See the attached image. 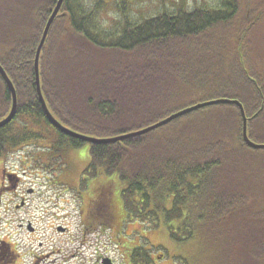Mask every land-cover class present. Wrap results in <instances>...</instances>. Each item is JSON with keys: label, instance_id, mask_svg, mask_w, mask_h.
Listing matches in <instances>:
<instances>
[{"label": "trees", "instance_id": "trees-1", "mask_svg": "<svg viewBox=\"0 0 264 264\" xmlns=\"http://www.w3.org/2000/svg\"><path fill=\"white\" fill-rule=\"evenodd\" d=\"M32 1L0 0V11L9 8V18L21 16L18 22L13 19L12 33L0 39V65L17 99L14 118L0 127V159L22 143L44 141V160H63L67 148L86 142L62 133L45 118L34 57L57 0L35 7L33 22L23 24L25 4L31 7ZM69 1H63L52 21L38 63L46 106L63 126L103 139L224 98L242 104L248 137L264 138V56L254 44L264 0H222L214 9H180L140 23L123 21L116 33L105 34L91 28L86 11L78 7L73 12ZM11 105L10 90L0 76V120ZM19 116L29 124L13 132L12 125L19 129ZM40 122L53 132L28 130ZM88 144L84 175H116L129 218L147 228L162 223L180 243L203 236L214 242L223 263L257 259L251 264H264V193L254 190L249 179L250 161L261 160L256 154L264 149L244 142L237 105L206 106L142 135ZM110 185L97 188L111 196ZM97 215L90 228L110 227L112 218L104 221Z\"/></svg>", "mask_w": 264, "mask_h": 264}, {"label": "rangeland", "instance_id": "rangeland-1", "mask_svg": "<svg viewBox=\"0 0 264 264\" xmlns=\"http://www.w3.org/2000/svg\"><path fill=\"white\" fill-rule=\"evenodd\" d=\"M46 1L47 0H34L31 2V7L25 4L23 12L24 15L28 14V17H26L27 20H25L23 24H31L34 20L31 18L34 8L42 5ZM222 4V0L69 1V7L73 12L74 9L79 7L81 10L86 11V14H90L91 28L99 30L102 34L116 33L117 28L121 26L123 21L140 23L145 19H150L161 13H175L180 9L189 11L197 7L214 9L222 6ZM8 10L9 8H4L0 11V39L6 34L9 35L12 33L16 28V25L12 24L13 19H17L16 22H18V19L21 17L12 16L9 18L7 16ZM260 18L261 20L256 24L257 27L254 31V44L255 49L264 56V12L261 14ZM76 20L79 19L77 18ZM25 124H29V121L19 116L15 119V126L19 127V129L14 128L12 125L11 130L13 132L17 130L21 131ZM33 129L53 132V130L43 122H40L37 126L28 125V130ZM252 141L258 144H264L263 137H253ZM34 143V141L22 143L16 146L12 152L8 153L6 158L3 160L0 159V178L3 167L6 171L12 169L17 170V173L22 178L24 189L30 187L35 190V194L28 197V205L19 210L13 209V204L7 207L8 199L12 197V194L6 193L3 196V203L1 205L2 210H0V237L3 233H6V229H9L12 240L18 244L20 248L21 256L17 259L16 264L30 263V253L32 250L29 242L31 241H35V243L41 242L46 248L57 249L60 251L59 256L61 258H67L73 254L74 258L72 261L74 263L82 262L83 260H91V254L95 252H101L102 254L106 253L112 258H117L118 251L126 249L124 246H137L138 241L139 246H137V248L139 249L145 246H147V248H161V252L164 254V256L161 254L163 256L161 259L155 256L158 251L152 249L154 264H168L166 262V252L161 247L162 244L167 246L171 253L176 252V254H174L176 256L174 257L175 264H226L218 259L217 250L213 247L214 242L206 240L203 236L198 237L195 242L185 241L174 247L168 236V228H166L164 224L161 223L155 228H147L138 220L128 218V214L124 209V204L121 199L120 190L122 184L119 182L118 178H113L116 175L110 177L99 175L91 178L86 175H84L85 177L82 176V172L87 168L90 162L88 143L75 149L69 148V156L66 152L63 160L56 159V161H52L56 162L53 169H50V167L42 163L36 164L30 168H25L27 164H30V161H44L39 158V155L43 154L42 147L45 145L44 141ZM256 155H258V158L261 160L253 158L250 161V169L252 171V175L249 176V179L252 180L250 186L257 192L264 193V151ZM65 162L69 163L67 175L63 174ZM2 163L5 165L3 166ZM65 169H67V165ZM82 177L85 180L84 182L81 181ZM54 178L58 183L69 180V190H66V187L62 185L52 184L53 181H51V179ZM109 182L111 183L109 190L111 191L112 199L117 203L111 200L115 203V206L119 208L118 210L121 216H119L117 222L105 228L115 229L114 231H101L100 234L96 232L92 233V229H100L99 227H89L92 225V221L98 216L96 205L93 206L92 204L96 194L94 188H96L98 184L103 185V183ZM4 203H6L5 206H3ZM25 229L38 230L34 235H29ZM64 229H67V232L65 234H59L58 231H65ZM138 230L143 231L141 234L142 237L137 236V238L134 239ZM117 233H121L120 237L116 236ZM129 234H131V236H128ZM106 235L113 236L112 242L109 244L104 243ZM125 240L128 242H125ZM130 241H133V243ZM147 253L149 254L150 251ZM168 257H171V255ZM255 260L257 259L250 260L248 264H251ZM255 264L263 263L258 261V263Z\"/></svg>", "mask_w": 264, "mask_h": 264}, {"label": "flooded vegetation", "instance_id": "flooded-vegetation-1", "mask_svg": "<svg viewBox=\"0 0 264 264\" xmlns=\"http://www.w3.org/2000/svg\"><path fill=\"white\" fill-rule=\"evenodd\" d=\"M46 146V142H45ZM75 149V148H74ZM67 155L69 156V149H67ZM75 151V150H74ZM65 152V153H66ZM65 153L63 154L62 158L65 157ZM43 155V154H42ZM42 155H39V158L41 160H44V157ZM42 156V158H41ZM48 158V157H47ZM47 158L43 162H32L30 161V164L25 167V168H30L35 166L36 164L42 163L46 165L47 167H50V169H53V166L56 165V162L49 161ZM29 163V162H28ZM4 166L5 164L2 163ZM67 165V169L66 168ZM68 162H65V168L63 170V174L67 175V170H68ZM2 175H1V183H0V210L1 205L3 203V196L8 193L12 194V197L8 199L7 207H10L11 204H13V209L19 210L28 205V197L33 196L35 194V190L30 187H26L24 189V185L22 182L21 176L17 173V170H1ZM25 173V172H23ZM84 176V175H83ZM85 177V176H84ZM52 184L54 185H62L66 187V190H69V180L65 182H57V180L51 179ZM82 182H84V178L82 177ZM68 188V189H67ZM24 190V192H23ZM94 191H96L95 194V199L93 202V206L96 205V210L98 211L100 217L106 221L107 219L112 218L110 226L114 223L117 222V210L116 207L114 208L113 205H115L111 198L110 195L108 196L105 191H101V188H94ZM6 203H4L3 206H5ZM95 209V208H94ZM29 235H34L37 233L38 229H25ZM58 231L59 234H65L67 232V229H64ZM114 231L115 229H92V233L96 232L99 233L101 231ZM143 230V229H142ZM168 232V231H167ZM143 231L138 230V233H136L134 239L137 238V236L142 237L141 234ZM121 233H117L116 236L120 237ZM128 236H131L129 234ZM168 236L170 238V242L176 247L180 242L176 241L174 238L170 236V233L168 232ZM112 235L107 236L106 235V240L105 244H109L112 242ZM125 242H128L125 240ZM133 243V241H130ZM87 245H90L86 243ZM30 248L32 252L30 253V263L29 264H154V261L152 259V249H155L158 251V253L155 255L158 259H161L164 254L161 252L160 247H149L147 246L143 247L145 250L142 251L141 249L138 250L137 246H139L138 241H137V246H124L126 249L123 251H118V257L117 258H112L108 256L106 253L102 254L101 252H95L94 254H91L92 259L91 260H83L82 262H76L74 263L72 260L74 258V255L71 254L67 258H61L59 256V252L57 249H50L46 248L43 246L41 242L35 243V241L29 242ZM161 247L165 250L166 252V262L168 264H175L174 262V257H176L174 254L176 252H172L167 248L165 245H161ZM141 248V247H140ZM150 251L148 254L147 252ZM163 256H162V255ZM179 254V253H177ZM171 255V257H168ZM174 255V256H173ZM20 248L18 244H16L11 237V232L9 229H6V233H3V235L0 237V264H16L17 259L20 258ZM150 259V260H149Z\"/></svg>", "mask_w": 264, "mask_h": 264}, {"label": "water", "instance_id": "water-1", "mask_svg": "<svg viewBox=\"0 0 264 264\" xmlns=\"http://www.w3.org/2000/svg\"><path fill=\"white\" fill-rule=\"evenodd\" d=\"M64 0H57L56 4L50 14V16L48 17L45 27L43 29V33L42 36L39 40V43L37 45L36 51H35V57H34V72H35V86H36V92H37V96L39 98V101L41 103V106L43 108L44 114H45V118L47 119V121L56 129H58L59 131H61L62 133L77 138L83 142H87V143H111V142H116V141H121L125 138L128 137H132V136H136V135H142L145 134L147 132H150L162 125H165L166 123L174 120L175 118L182 116L184 114H187L189 112H192L194 110L206 107V106H210V105H214V104H218V103H229V104H234L237 105L240 109V113H241V117H242V138L244 140V142L247 144V146H249L250 148L253 149H263L264 148V144H258L253 142L251 139H249L248 135H247V119L244 115V109L242 107V104L236 100V99H213V100H207V101H203V102H199L196 103L192 106L186 107L184 109H181L171 115H169L168 117L159 120L156 123H153L145 128H142L140 130L137 131H133L124 135H119V136H114V137H108V138H103V139H98V138H94V137H89L87 135L84 134H80L77 133L73 130H70L68 128H66L65 126H63L55 117H53V115L50 113V111L48 110L47 106H46V102L42 96V92H41V88H40V79H39V56H40V52H41V48L45 42L47 33L49 31L50 25L52 23V21L54 20V18L57 16L61 5L63 3ZM0 76L3 79V81H5V83L7 84L10 93H11V97H12V106L11 109L9 111V113L7 114L6 117H4L3 119L0 120V127L8 124L15 116L16 113V107H17V99H16V92L14 89V86L11 82V80L9 79V77L7 76L6 72L4 71L3 67L0 65Z\"/></svg>", "mask_w": 264, "mask_h": 264}, {"label": "bare ground", "instance_id": "bare-ground-1", "mask_svg": "<svg viewBox=\"0 0 264 264\" xmlns=\"http://www.w3.org/2000/svg\"><path fill=\"white\" fill-rule=\"evenodd\" d=\"M8 113H9V112H8ZM15 114H16V113H15ZM170 115H171V114H170ZM168 116H169V115H168ZM168 116H167V117H168Z\"/></svg>", "mask_w": 264, "mask_h": 264}]
</instances>
